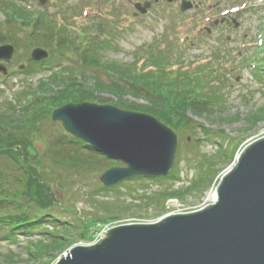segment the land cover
<instances>
[{
  "label": "rangeland",
  "instance_id": "rangeland-1",
  "mask_svg": "<svg viewBox=\"0 0 264 264\" xmlns=\"http://www.w3.org/2000/svg\"><path fill=\"white\" fill-rule=\"evenodd\" d=\"M144 1L153 3L149 13L134 17V5ZM1 2L26 8L30 12L46 13L59 24L63 18L67 19L70 23L68 28L72 31L79 34L83 30L87 36L101 43L98 52L101 65L116 62L136 67L134 73L145 72L147 69L141 67L142 62L145 60L148 64L159 56L156 64L160 67L167 64L164 66L167 76L185 72L192 77L199 76L203 81H199L197 94L208 101L213 100L211 97L216 94L220 100L210 104L208 110L200 115L188 111L187 115L198 126L191 132L177 133L179 142L174 167L163 179L125 180L101 192L100 188L104 186L100 177L109 169L125 166L122 162L113 160L108 166L100 165L102 160L92 157L86 150L82 153L95 160L92 164L84 159L83 165L67 168L79 160L61 159L62 164H56L49 157L43 158L44 168L55 186L54 193L59 202L54 215L63 224L55 223L62 225L57 228L55 224L47 223L42 231L61 233L68 229L72 234L66 240L70 246L36 259L29 255L31 243L47 240L41 239L42 235L32 238L20 235L14 242L0 241V264H54L70 248L94 242L104 230L132 223L153 224L167 215L194 213L213 205L220 176L235 166L238 155L245 147L264 137V63H261L264 61V0H192L198 7L187 12L180 11V3L159 1L154 4L153 0H47L45 5H41L39 0ZM223 10L228 11L227 16L217 18ZM5 23L6 15L0 8V29L3 26V32H6ZM12 31L28 40L29 30L27 27L21 30L19 20L14 23ZM24 42H19L18 48L9 42L2 43L13 45L16 52L9 64L3 61L8 73L6 76L0 74V110L5 105H15L17 94L31 85L35 87L40 79H47L52 71L64 67L69 71L73 69L67 76H76L84 83L61 84L53 88V92L63 90L67 93V90H72L77 93L93 89L107 101L149 105L145 99L131 94L122 96L105 89L101 92L100 83L116 88V82L112 83L110 73L97 64L92 67L82 65L78 55L72 56L60 67L58 58L53 59L52 65L48 66L57 64L53 69L20 70L21 65H27V58L34 48ZM113 79L117 80V77ZM41 119L40 136L34 142L39 152L46 151L49 143L67 133L60 122H54L49 117ZM221 145L228 154L223 162L216 160ZM55 146V151L59 147L62 151L72 149L67 142ZM206 166H210L213 172L209 182L204 184L205 189L190 190L201 174L203 177L207 174ZM170 191L183 193L159 199L161 194ZM25 204L28 205L27 202ZM95 219L104 222L96 225L91 239L83 238V224ZM4 233L0 227V237Z\"/></svg>",
  "mask_w": 264,
  "mask_h": 264
},
{
  "label": "trees",
  "instance_id": "trees-1",
  "mask_svg": "<svg viewBox=\"0 0 264 264\" xmlns=\"http://www.w3.org/2000/svg\"><path fill=\"white\" fill-rule=\"evenodd\" d=\"M0 8L3 9L6 15V32H3L4 27L2 26L1 29L3 30L0 29V44L9 42L15 44L18 48L19 42L25 41L24 43L28 44L29 47L47 49L52 57L44 63L27 64L25 72H29L30 69L34 68L53 69L56 68L57 64L60 67L63 62H69L72 56L78 55L82 60V65L92 67L97 64L105 72L110 73L112 83L116 82L114 83L116 88L100 83L99 89H101V92L105 89L109 93L115 92L122 96L131 94L145 99L149 104L138 105L122 100L107 101V99L98 95V91L93 89L77 91V93L72 90H67V93L63 90L53 92V88L57 86L65 84L68 86L80 82L77 79L78 77L66 75L71 74L73 69L69 71L70 69L64 67L55 72L52 71L53 73L47 79H40L35 87L31 85L17 94L15 105H5L0 110V227L5 231L0 237V241L14 242L17 241L20 235L26 236V238L42 235L43 238L41 239L47 241L40 240L31 243V247L28 249L30 251L29 255L37 259L43 258L51 251H62L69 248L70 242L66 240H69L72 235L68 229L61 233L58 231L56 233L42 231L47 223L63 224L54 215L59 202L55 196V186L53 182H50L49 174L44 168L43 158L49 157L56 164H62L61 159L79 160L75 164H69L66 166L67 168L83 165L84 159L88 160V164H92L95 161L92 157L101 159L102 164L100 165L108 166L109 163L114 162L67 133H63L57 140L49 143L46 151L39 152L34 142L40 136L39 132L43 124L41 118L49 117L50 119L53 110L69 102L112 103L123 110L150 114L179 134L191 132L194 127L198 126L194 119L187 115L188 111L200 115L199 113L208 110V106L212 102L218 101L219 97L215 94L211 97L213 100L208 101L197 94L196 91L200 87L199 81H203L199 76L192 77L186 72L176 73L174 75L176 77L167 76L164 70V66L167 64L162 67L156 64L159 56L148 64L145 60L143 61L141 67L147 69L145 72L134 73L136 67L116 62L101 65L102 61L98 57L100 44L92 36H87L85 31L81 30L77 34L68 28L70 23L67 19L63 18L62 23L59 24L46 13L40 11L30 12L26 8L5 2H1ZM18 20L20 21L21 30H25L26 27L29 30L27 33L28 40L26 38L22 39L12 31L14 23ZM57 58V64L48 67L52 65L53 59ZM116 77L117 80H114L113 78ZM83 83L80 82L79 84ZM143 89L149 91H143ZM67 138L69 140H66ZM66 142L71 145L73 151L65 149L62 151L60 147L57 148L58 151L54 150L55 145L62 146ZM219 148L220 155L216 157V160H222L221 162H223L228 154L224 151L222 145ZM84 150L92 157L83 154ZM41 154H44V156L41 157ZM205 170H207V174L204 177L201 174L199 181H196L190 190L201 187L205 189L204 184L209 182L212 176L211 172H213L210 166H206ZM100 190L103 192L106 188L103 187ZM182 193L164 192L159 199L176 197ZM25 201L28 205L25 204ZM103 222L97 219L85 221L81 236L88 240L91 239L96 225ZM55 225L57 228L62 226L60 224ZM71 225L77 226L74 223ZM86 234L89 236L85 237Z\"/></svg>",
  "mask_w": 264,
  "mask_h": 264
},
{
  "label": "water",
  "instance_id": "water-1",
  "mask_svg": "<svg viewBox=\"0 0 264 264\" xmlns=\"http://www.w3.org/2000/svg\"><path fill=\"white\" fill-rule=\"evenodd\" d=\"M188 8L183 4V11ZM14 52L12 45L0 46L3 74L7 67L2 61L10 62ZM48 57L46 50L36 48L28 63ZM52 120L125 165L100 177L105 187L138 176H167L172 170L177 134L153 116L111 105L70 103L55 110ZM216 196L215 204L194 213L114 227L97 244L70 249L57 264H264V137L244 148L219 181Z\"/></svg>",
  "mask_w": 264,
  "mask_h": 264
},
{
  "label": "flooded vegetation",
  "instance_id": "flooded-vegetation-1",
  "mask_svg": "<svg viewBox=\"0 0 264 264\" xmlns=\"http://www.w3.org/2000/svg\"><path fill=\"white\" fill-rule=\"evenodd\" d=\"M182 1H183V0H181L180 3H182ZM185 1L188 2V3H190V4H192V5H194V6H193L194 8H197V7H198L197 5H195L194 2H192V0H185ZM158 2H159V0H154V4H156V3H158Z\"/></svg>",
  "mask_w": 264,
  "mask_h": 264
},
{
  "label": "bare ground",
  "instance_id": "bare-ground-1",
  "mask_svg": "<svg viewBox=\"0 0 264 264\" xmlns=\"http://www.w3.org/2000/svg\"><path fill=\"white\" fill-rule=\"evenodd\" d=\"M213 197H214V200H215L216 199V193H214Z\"/></svg>",
  "mask_w": 264,
  "mask_h": 264
}]
</instances>
